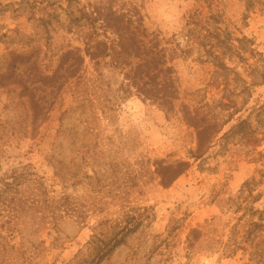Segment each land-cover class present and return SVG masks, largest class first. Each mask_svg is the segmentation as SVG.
I'll return each mask as SVG.
<instances>
[{
  "label": "rangeland",
  "instance_id": "1",
  "mask_svg": "<svg viewBox=\"0 0 264 264\" xmlns=\"http://www.w3.org/2000/svg\"><path fill=\"white\" fill-rule=\"evenodd\" d=\"M111 12L133 20L125 33L147 55L118 54L114 22L102 21ZM99 41L110 56L96 67L97 52L84 49ZM30 48L46 75L68 50L83 64L51 89L53 110L35 134L22 87L0 81L2 171L30 164L59 192L60 160L84 215L64 216L56 232L38 226L46 210L0 215V264H95L117 233L109 222L129 216L138 228L98 264H264V161L255 155L264 151V1L0 0V71L9 53ZM155 50L170 72L158 80L174 88L166 108L127 91L123 76ZM190 116L221 129L200 160ZM238 118L255 135L223 136ZM179 161L188 166L163 186L155 164Z\"/></svg>",
  "mask_w": 264,
  "mask_h": 264
},
{
  "label": "trees",
  "instance_id": "2",
  "mask_svg": "<svg viewBox=\"0 0 264 264\" xmlns=\"http://www.w3.org/2000/svg\"><path fill=\"white\" fill-rule=\"evenodd\" d=\"M249 1L263 5L264 0ZM103 16V22H114L118 35L116 45L119 49V55L138 57L142 54H148V51L144 53L141 50L142 46L134 38L133 33H125L126 27L133 24V20L129 18L125 19L123 14H116L115 12ZM243 39L245 42H248L245 37ZM95 53L98 55L94 62L96 67H100L105 63L106 57L110 56L109 48L103 41L96 42L92 45L86 42L84 54L89 56L90 59H93L96 55ZM36 55L37 52L34 48H30L29 51L11 52L9 53V60L7 61L6 67L0 71V81L10 80L11 83L20 85L22 91H24V96L27 99L26 113L28 114V123L31 128L30 134H35L38 131V128L47 120L50 112L53 110L56 100L51 94V89L57 83L60 85V80L64 81L70 77H75L80 71V66L83 64V56L78 53V49L68 50L60 55L59 62L51 71V74L46 75L39 68L40 61H38ZM162 57L160 56V52L155 50L153 56L137 63L134 67L130 68L128 74H123V76L127 80L125 85L127 91L131 93L134 90L138 95L143 96V98L157 102L158 106L166 108L170 106L174 88L171 78H167L162 83L158 80L160 74H163L164 77L166 74H170L168 68H160V66L164 65ZM116 63V65H120L118 62ZM263 79L264 72L261 74V80ZM188 119L194 122L193 125L196 128L197 148L192 157L200 160L204 152L213 146V139L220 133L221 129L217 127L218 124L216 121L209 122L204 120V118L195 120V117L191 116ZM255 132L252 125L245 119L238 118L237 123L223 133V136L243 133L245 137L251 138L255 135ZM255 155L261 157V159L263 158L264 161V151L255 152ZM56 163L58 166L55 168L54 175L61 182L59 192L50 189L45 184L44 179L32 170L30 164H21V162H18V166L2 171V165L0 163V215L6 214L5 217L7 218L12 217L15 220H19L22 214L29 213L31 215V213H36L37 215H41L43 213L42 210H46L47 217H38L37 220L39 222L38 226H42L43 229L49 232L57 231L59 220L64 218V216L75 217L77 223H82L81 220L77 219H82L81 217L84 215V212L79 209V206L72 201L66 192L67 181L69 180L65 176V165L60 160ZM155 165L156 170L164 171V176L161 175L160 179L162 185L166 187L186 169L188 163L179 161L175 165L161 166L160 163ZM262 177H264L263 174ZM88 211H91V209ZM139 219V217L129 216L123 222L124 224H122L121 220L109 222L110 225L107 229L117 228V233L112 238L111 246L107 252L105 254L102 252L99 255V261L102 256L107 255V253L119 246L124 236L134 232L138 228ZM247 224L246 231L249 233L252 231V227L257 226L256 222L252 220H249ZM101 225L103 223L98 224V226ZM12 228L17 233H21L19 223L12 226ZM99 261L95 262V264H98Z\"/></svg>",
  "mask_w": 264,
  "mask_h": 264
}]
</instances>
